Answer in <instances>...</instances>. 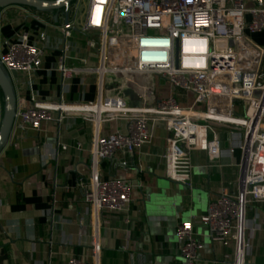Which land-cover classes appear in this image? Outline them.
Instances as JSON below:
<instances>
[{"label": "built area", "instance_id": "1", "mask_svg": "<svg viewBox=\"0 0 264 264\" xmlns=\"http://www.w3.org/2000/svg\"><path fill=\"white\" fill-rule=\"evenodd\" d=\"M73 5L75 11L77 0ZM76 29L71 21L60 28L62 55L49 70L57 71L62 82L76 74L95 75L97 96L72 103L41 99L32 78L41 69L48 37L40 31L32 41L23 32L0 54L13 84L19 74L26 76L28 97L16 96L13 130H40L46 122L59 124L70 117L94 125L89 165L79 172L78 187L96 222L103 212H127L135 186L122 177H102L103 161L119 155L118 162L126 166L128 156L151 144L161 128L166 132L160 155L166 178L190 185L192 153L205 151L211 161L219 160L224 153L220 131L227 132L226 154L238 155L233 164L237 178L221 188L198 222L211 242L233 247L232 256L224 255L231 264H249V233L255 227L247 212L264 202V36H257L264 33V0H87L79 31L90 36L85 46L96 52L94 67L86 58L67 54L71 44L66 39ZM67 59L81 64L66 65ZM106 75L124 77L141 92V104H130L122 93L105 94ZM131 76L156 78L165 94H155L157 82H132ZM150 93L156 95L151 102ZM186 93L193 96L189 105L183 104ZM200 104L204 109L196 108ZM111 122L115 129L103 133ZM175 236L181 264H197L203 244L192 220L180 221ZM92 248L90 260L71 256L64 264H100L96 240Z\"/></svg>", "mask_w": 264, "mask_h": 264}, {"label": "crops", "instance_id": "2", "mask_svg": "<svg viewBox=\"0 0 264 264\" xmlns=\"http://www.w3.org/2000/svg\"><path fill=\"white\" fill-rule=\"evenodd\" d=\"M73 14L74 10H70L69 21L74 24ZM63 25L62 10L39 12L19 5L1 9L0 54L21 33H30L34 41L44 31L48 41L41 69L32 78L38 96L69 103L93 101L97 96L95 75L76 74L62 82L57 71L49 70L62 55ZM76 31L79 30H71L66 39L71 44L68 56L86 58L89 66H96V52L76 38ZM91 37L97 39L96 35ZM65 64L81 63L67 59ZM121 78L106 75L104 93L121 95L129 87ZM14 87L16 96L28 97L24 74L18 75ZM129 89L139 91L131 85ZM163 92L157 84L155 94L161 96ZM155 94H148L147 101H153ZM183 97V104H190V95ZM115 127L116 123H108L102 132H111ZM93 133L94 125L81 117L66 118L59 124L46 122L40 130L12 129L7 146L0 153V264H64L71 256L90 260L95 240L100 247V264H181L175 227L183 220H192L193 230L203 244L197 264H231L224 255L232 256L233 247L211 242L206 226L198 222L199 215L221 188L231 187L229 184L237 178L238 170L233 164L238 155L226 154L227 132L220 131L224 153L219 160L211 161L205 151L192 153L190 185L166 178L160 158L166 132L161 128L156 130L151 144L128 156L126 166L118 162L119 155L103 161L99 169L102 177H122L135 186L127 212H103L98 222L78 187L79 172L89 165ZM154 211L159 215L150 214ZM247 217L255 229L249 233L251 251L246 262L264 264V202L253 204Z\"/></svg>", "mask_w": 264, "mask_h": 264}, {"label": "water", "instance_id": "3", "mask_svg": "<svg viewBox=\"0 0 264 264\" xmlns=\"http://www.w3.org/2000/svg\"><path fill=\"white\" fill-rule=\"evenodd\" d=\"M73 0H0V10L8 6L19 5L32 8L39 12L63 11V23L69 24V11ZM0 91L2 94L3 110L0 119V153L5 149L13 129L16 113V92L13 81L8 72L2 67L0 62ZM139 91L124 89L122 94L127 97L130 104H141ZM150 212L152 215L158 213Z\"/></svg>", "mask_w": 264, "mask_h": 264}, {"label": "rangeland", "instance_id": "4", "mask_svg": "<svg viewBox=\"0 0 264 264\" xmlns=\"http://www.w3.org/2000/svg\"><path fill=\"white\" fill-rule=\"evenodd\" d=\"M76 0H73L72 3H71V7H70V10H72V7L74 6L73 4H75ZM87 0H77V9L74 11V14H73V22L75 24V26L77 27L78 30H80L79 28L81 27V24L83 22V16H84V6L86 4ZM76 38H80L82 39V42H86L87 38L85 39V37H83V35H81V33H79V31H76V34H75ZM259 38L260 37H263L264 36V33L263 34H258L257 35ZM97 41V40H96ZM123 78V77H122ZM121 78V79H122ZM125 79V78H124ZM131 81H135V82H142L144 81L145 83L148 82L150 85H152L153 83L155 84L157 82V84L161 83L160 81H158L156 78L154 77H149L147 78L146 76H142V77H131ZM149 79V80H148ZM126 88V87H125ZM187 96L188 94L190 95L189 98V101H190V104L193 100V96L190 94V93H186ZM176 98H178V96L176 95L175 96ZM179 101V99H177ZM189 105V104H188ZM197 109H204V105L203 104H200L198 106H196ZM2 110H3V102H2V97H1V91H0V117L2 115ZM236 112L240 113L241 110L240 108L236 107Z\"/></svg>", "mask_w": 264, "mask_h": 264}, {"label": "bare ground", "instance_id": "5", "mask_svg": "<svg viewBox=\"0 0 264 264\" xmlns=\"http://www.w3.org/2000/svg\"><path fill=\"white\" fill-rule=\"evenodd\" d=\"M76 108V107H75ZM96 109V108H95ZM94 110V109H93ZM98 114V113H97Z\"/></svg>", "mask_w": 264, "mask_h": 264}]
</instances>
